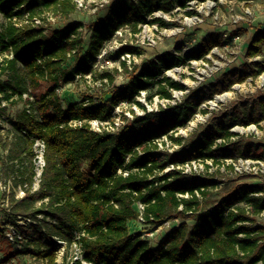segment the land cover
<instances>
[{
	"label": "trees",
	"instance_id": "16d2710c",
	"mask_svg": "<svg viewBox=\"0 0 264 264\" xmlns=\"http://www.w3.org/2000/svg\"><path fill=\"white\" fill-rule=\"evenodd\" d=\"M187 1L190 0L113 3L103 16L88 25L87 42L82 32L83 23H72L48 33L42 25L47 13L67 18L76 12L75 0H0V15L6 20V24L0 26V55L10 56L0 60V118L14 130L12 141H4L7 155L1 177L5 183L12 181L15 189H25V196L19 199L15 190L10 193L9 206L3 210L13 224L19 217L35 222L31 228H20L25 238L33 229L34 237L28 241L34 246V253H44L41 251L44 247L51 249L45 253L49 257L48 264H58L55 237L66 240L69 247L81 244L84 260L93 264H264V223L259 221L260 217L264 219V194L260 195L264 193V186L244 183L213 202L210 190L218 188L219 184L213 177L177 168L166 171L170 165L177 167L192 160L206 163L211 159L214 165L223 164L234 172V166L222 160H264L263 142L245 141L231 130L235 126L255 125L264 131L261 125L264 91L238 101L230 115L223 113L220 123L216 120L218 117H213L214 125L205 128L208 134L193 136L195 145L184 147L178 155L161 159L163 153L157 143L167 136L180 145L182 137L171 132L187 125L200 104L213 95L264 73V60L252 62L247 72L236 71L237 77L215 85L211 96L199 104L187 103L185 111L176 108L169 112L176 113L178 121L157 133L151 121L167 113H146L119 132L107 128L95 131L88 121L111 120L115 124L118 105L128 102L145 108L137 97L154 87L157 95L172 99V90H183L184 86L160 76L192 57L204 58L220 47L222 42L217 33H210L201 42L198 55L191 51L184 57L159 56L156 62L141 67L138 73L136 70L120 88L112 86L115 76L108 70L103 71L100 77L107 79L109 86L107 101L96 103L94 95L86 94L81 103L64 108L57 93L60 86L74 82L77 76L84 78L92 70L97 56L117 32L130 28L137 34L145 24L159 23L163 27L164 19H148V16L156 11L170 13L175 3L186 8ZM35 17L43 21L41 25L33 24ZM122 52L138 53L139 50L124 47ZM247 55L264 56V29L256 30ZM123 65L127 66L125 62ZM43 81L54 86L38 99L25 100L24 95L38 89ZM204 89L211 88L200 90ZM148 94L151 100L153 93ZM18 102H25L24 110L15 118L8 117L7 105L3 103L15 105ZM202 113L207 114L208 110ZM71 121L87 123L73 127ZM36 139L46 143L45 167L40 188L33 191ZM220 139L223 142L219 143ZM206 168L210 166L206 164ZM39 202L41 204L37 205ZM137 203L144 205V223L149 225L161 224L174 215L182 218L194 215L203 207L208 210L193 226L187 221L174 224L154 243L144 238L143 232L130 231L136 221L141 224ZM6 239L13 244L8 237ZM75 263L82 264L80 260Z\"/></svg>",
	"mask_w": 264,
	"mask_h": 264
},
{
	"label": "rangeland",
	"instance_id": "374dc122",
	"mask_svg": "<svg viewBox=\"0 0 264 264\" xmlns=\"http://www.w3.org/2000/svg\"><path fill=\"white\" fill-rule=\"evenodd\" d=\"M76 1L82 2L83 6L78 7L77 11L67 18L56 16L53 13H47L45 15V20L42 25L48 29L47 33L53 30L63 29L72 23L80 22L84 24L82 32L84 38L88 42V25L93 23L97 18L103 16L105 11L113 3L122 0ZM207 1L208 0L203 3V1L200 0H190L187 1L186 8H182L175 3L170 13L156 11L151 17L148 16V19H152V17L164 19L166 24L163 27L160 26L159 23L145 24L142 25L141 31L137 34H134L130 28L120 30V32L106 44L102 53L97 56L96 61L93 63L92 70L87 73L84 78L79 77L72 83L62 85V90L59 91V98L62 106L67 108L71 104L81 103L86 94L94 95L96 103H101L102 100L107 101L110 98V94L108 93L109 86L107 85L108 80H102L100 77L103 71L108 70L114 75L115 82L112 86L120 88L132 78L136 70V73H138L141 67L152 61L156 62L159 56L172 54L184 57L191 51L198 55L202 44L201 42H203L210 33H217L222 45L214 48L204 58L192 57L184 64L177 67L182 70L177 74L179 78L170 75V72H173L174 69L165 71L160 76H166L172 81L182 84L184 86L182 91H172L173 98L167 100L157 95L155 92L156 87H154L149 92H144L137 97V100L141 101L145 108L139 107L135 103L122 102L115 108V124L111 120L106 124V127L111 131L119 132L128 124H131L135 118L143 117L146 113H155L158 115L167 113L164 117H154L152 119L151 127H153L154 132L157 133L162 131L168 124H174L178 121V115L174 112H169L174 111L176 108L185 111L187 103L199 104L211 96L216 90L213 88L215 85L218 83L222 84L226 79L229 80L237 77L239 73L236 71L247 72L248 67L253 66L252 62L263 61L264 56L252 58L247 55V47L255 37L256 30L260 28L264 29V12L255 9V0L245 2H242V0H212L216 2L214 6H210L206 3ZM259 1L261 5H264V0ZM189 12L192 14H189ZM5 24L6 20L0 15V26ZM225 34H227L228 37H225ZM237 37L240 38L236 40ZM124 47L135 48L138 49L139 52L129 53L130 57H128L127 54L122 52ZM6 56L10 57L6 55V53L1 54L0 60ZM124 57L126 58L124 59ZM123 62L127 64L126 67L123 65ZM262 77H264V75L260 77H250L243 83L235 84L228 91L215 94L210 99L201 103L198 112L191 120L200 114L206 117L205 122L199 123L195 128L185 132L181 131V129L174 130L175 136L182 137L183 139L180 145L169 140L167 136L158 139V142L162 143V147L159 149V151L163 153L161 159H166L167 155H178L184 147L187 148L195 145L192 137L197 136L198 138L200 134H208L205 128L214 125L215 121H212L213 117H218L216 120L220 123L223 113L226 112L230 115L238 101L247 98L249 95L256 94L259 90L264 91V79H262ZM53 86L54 84L43 81L41 86L36 90H31V94L29 95L38 99ZM203 87H210L211 89L200 90ZM229 92H232L230 97L219 100L215 106L211 104L212 100H216V97H220ZM148 93H153L151 95V100H149L150 95ZM193 93L194 95L188 101L189 96ZM6 105L8 108L7 116L10 118H15L17 114L25 108V102H18L15 105ZM204 105L209 107L207 114L202 113L203 110H207ZM132 111H134V113ZM184 114L185 112H183L182 115L184 116ZM188 124L185 126H189ZM261 125H264V122ZM231 130L243 136L245 141H260L264 143V131L259 128L257 132L250 128L240 126H235ZM13 135L14 130L11 125L6 120L0 118V182L3 184L0 183V264H48L49 257H47L45 253H49L51 249L44 247L41 250L44 251V253H34L33 249L35 248L30 241L26 245L22 244L20 248L17 244L11 245L6 239L8 228L4 222L13 224V221L12 219L7 220L8 217L3 210L6 208L4 207L5 205L3 206L4 197L8 192H6L4 188V185L7 183L2 180L1 169L4 157L7 155V150H5L3 146L4 141H12ZM237 138L238 137H235L234 140H237ZM235 162H239V160ZM222 163L227 164L225 160H222ZM187 164L191 167L194 174L210 178L213 177L219 182L218 188H211L210 190V200L213 202L221 200L232 188L239 187V185L244 183H248L251 186H264V176L261 175L260 177L259 175H255V169L251 170L249 166L243 162L238 165L241 170H236L237 172H232L225 168L223 164H221V166L214 165L211 159L207 160L206 163H203L201 160H192ZM206 164L209 165L210 168H206ZM251 167L255 168L254 165H251ZM169 168L170 169L167 168L166 171L174 169L171 165ZM186 169L189 168L186 167ZM14 190L17 194H20V188H13L11 193ZM37 205H40V203H37ZM206 210H208V208L203 207L200 212L184 218L174 215L164 221L165 223L168 222L167 225L161 227V224L149 225L147 223L138 224L136 222L133 224L132 222L133 225L130 231L135 232L142 230L149 234L154 233L153 235L151 234L152 236L150 237L154 239V242H157L159 240L157 237L162 233H166L169 230V225H178L183 221H187L193 226L195 221L202 216ZM262 215L264 217V212ZM259 221L264 223V219L261 217ZM27 227H30V225ZM27 237L26 241L34 237L33 229L27 232ZM54 239L61 241V243H58L55 240L58 247L57 263L76 264V244L69 247L66 240H61L56 237Z\"/></svg>",
	"mask_w": 264,
	"mask_h": 264
},
{
	"label": "built area",
	"instance_id": "2783aa9c",
	"mask_svg": "<svg viewBox=\"0 0 264 264\" xmlns=\"http://www.w3.org/2000/svg\"><path fill=\"white\" fill-rule=\"evenodd\" d=\"M247 1H249V0H247ZM76 3L78 5V7H82L83 6L82 2H80V1H78V2L76 1ZM203 3H205V1ZM206 3H208L210 6H214V4H216V2L215 1H212V0H208ZM42 22L43 21L40 18H38V17H35L33 19V24H35V25H41ZM119 32H117V34ZM225 37H228V35L225 34ZM239 38L240 37H237L236 40H238ZM125 54H127V56L130 57V54L131 53L130 54L129 53H125ZM125 58L126 57H124V59ZM175 69H177V67L174 68V70ZM262 75H264V73H262L261 75H259V77L262 76ZM77 78H79V76H77ZM61 87L62 86H60L57 89V93L58 94H59V91L62 90ZM63 88H64V86H63ZM172 91H182V90H172ZM142 93H144V92H142ZM24 99L27 100V101H33L34 100V97H32L29 94H25L24 95ZM3 105H6V103H3ZM205 107L207 108V110L209 109V107H207V106H205ZM86 123H87V121H71L70 122L71 126H73V127H82ZM88 123L91 125L92 129L95 130V131L101 132L105 128H107L108 130H110L108 127H106L107 122H101V121H98V120H93V121H88ZM247 128H250L252 130H254L255 128L258 129L257 126H255V125H252V126L247 127ZM177 129H180V128H177ZM241 129H243V128H241ZM173 132H175V131H172V133ZM158 141L159 140H157V143H158L159 148H160V147H162V143H160ZM218 142L221 143L223 141L220 139ZM45 148H46V143H45L44 140H42V139H36L35 140L34 152L36 154V157L34 159V163H35V179L34 180L35 181H34V184H33V191H36V190H38L40 188V184H41V180H42V173H43V170H44V167H45V158H44ZM238 160H239V162H235V161H238ZM225 161L227 162V165L232 164L234 166L235 172L241 170L238 165L241 162H243L244 164H246L247 166H249V168L251 170H254L255 169V175H257V176L259 175L260 177H261V175L264 176V160L239 158V159H226ZM251 165H254L255 168H252ZM171 167L172 168H177V169L184 170L187 173H192L193 172L191 170V167H189L188 164L178 165L177 167H175L174 165H171ZM186 167L189 168V169H186ZM168 169H170V168H168ZM190 171H192V172H190ZM8 183L4 185V188L6 189V192H8V194L4 197V203H3V206L5 205L4 207H6V208H8V206H9V197L8 196L11 193V190L14 188L11 181H9ZM263 194L264 193H260V195H263ZM256 195H258V194H256ZM24 196H25V189L22 188V187H20V194H17V192H16V198L19 199V198H22ZM180 196L183 197L184 195H180ZM185 196L187 197V195H185ZM46 201H47V199H46ZM39 203L41 204V202H39ZM137 208H138V211L140 213L139 214V218H138V222H140L142 224V223L145 222V220L143 218L144 205L141 204V203H137ZM7 220H9V218H7ZM4 223L6 224V226L8 228V230L6 232V236L9 238V240L14 245L17 244L18 247L21 248L22 247L21 246L22 244H27L29 242L28 240L26 241V238L23 236V233H22V230H21L20 227H22V226H28V225L31 226V224L32 223H35V222H32V220H30V219H23L22 217H19L18 220L16 221V224H12V223L10 224L9 222H7V223L4 222ZM167 224H168V222H166V223L163 222V223H161L160 227L161 226H164V225H167ZM130 226H131V224H130ZM170 227H173V225H169V228ZM140 232H143L144 233L143 234V237L144 238H147V239L151 240L152 242H154V239H152L150 237L154 233H151L152 234L151 235L148 232H144L142 230H140ZM165 234L166 233H162L160 236H158L157 238H159V240L157 242H159L162 239V237H164ZM77 238H79V236ZM55 240L58 243H61V241H58V239H55ZM157 242H154V243H157ZM76 246H77V260H80L83 264H93V263H89V262H87V261L84 260V256H83V251H82L81 244H76Z\"/></svg>",
	"mask_w": 264,
	"mask_h": 264
},
{
	"label": "bare ground",
	"instance_id": "6f19581e",
	"mask_svg": "<svg viewBox=\"0 0 264 264\" xmlns=\"http://www.w3.org/2000/svg\"><path fill=\"white\" fill-rule=\"evenodd\" d=\"M182 70L180 68H177L175 69L173 72H170V75L173 76V77H176V78H179V76L177 75L178 73H180ZM262 79H264V77H262ZM181 80V78H180ZM186 82V81H184ZM187 83V82H186ZM232 95V92H229V93H226L225 95H222L220 97H216V100H212L211 104L213 106L216 105V103L219 101V100H224L228 97H230ZM206 120V117L204 115H197V117H195L193 120L190 121V123L188 124L189 126H184V127H181V131L185 132L187 130H191L193 128H195L199 123H203L205 122ZM258 129H254L255 132H257Z\"/></svg>",
	"mask_w": 264,
	"mask_h": 264
},
{
	"label": "crops",
	"instance_id": "0c3cea01",
	"mask_svg": "<svg viewBox=\"0 0 264 264\" xmlns=\"http://www.w3.org/2000/svg\"><path fill=\"white\" fill-rule=\"evenodd\" d=\"M247 0H242V2H245ZM257 3V4H256ZM261 2L259 0H255V9L262 10L264 12V5L260 4Z\"/></svg>",
	"mask_w": 264,
	"mask_h": 264
}]
</instances>
